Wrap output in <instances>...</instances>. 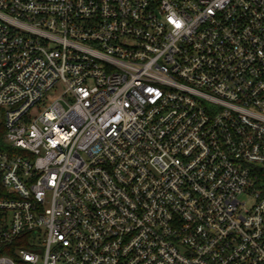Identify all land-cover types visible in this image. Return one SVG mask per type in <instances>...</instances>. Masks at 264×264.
Wrapping results in <instances>:
<instances>
[{
	"label": "built area",
	"instance_id": "obj_1",
	"mask_svg": "<svg viewBox=\"0 0 264 264\" xmlns=\"http://www.w3.org/2000/svg\"><path fill=\"white\" fill-rule=\"evenodd\" d=\"M0 127V264H264V0H0Z\"/></svg>",
	"mask_w": 264,
	"mask_h": 264
},
{
	"label": "trees",
	"instance_id": "obj_2",
	"mask_svg": "<svg viewBox=\"0 0 264 264\" xmlns=\"http://www.w3.org/2000/svg\"><path fill=\"white\" fill-rule=\"evenodd\" d=\"M3 127H0V148L4 147V143L2 142V133H3Z\"/></svg>",
	"mask_w": 264,
	"mask_h": 264
},
{
	"label": "rangeland",
	"instance_id": "obj_3",
	"mask_svg": "<svg viewBox=\"0 0 264 264\" xmlns=\"http://www.w3.org/2000/svg\"><path fill=\"white\" fill-rule=\"evenodd\" d=\"M34 111H36V108H34V109L32 110V112H34ZM39 252L42 253V252H43V248H42V249H39Z\"/></svg>",
	"mask_w": 264,
	"mask_h": 264
},
{
	"label": "snow or ice",
	"instance_id": "obj_4",
	"mask_svg": "<svg viewBox=\"0 0 264 264\" xmlns=\"http://www.w3.org/2000/svg\"><path fill=\"white\" fill-rule=\"evenodd\" d=\"M177 27H179V25H177Z\"/></svg>",
	"mask_w": 264,
	"mask_h": 264
}]
</instances>
